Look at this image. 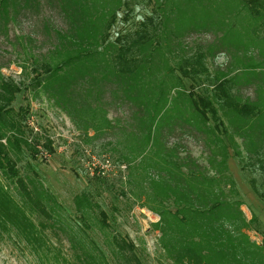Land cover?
<instances>
[{
    "label": "rangeland",
    "instance_id": "374dc122",
    "mask_svg": "<svg viewBox=\"0 0 264 264\" xmlns=\"http://www.w3.org/2000/svg\"><path fill=\"white\" fill-rule=\"evenodd\" d=\"M12 7L5 21L0 17V80L20 87L12 107L28 110L26 139L39 152L33 160L23 147L12 157L21 175L50 193L49 205L61 224L46 222L42 239L47 243L41 248L17 241L14 231H0V264H96L86 255L97 251L78 231V218L111 264L122 262L113 237L132 244L129 252L141 264H175L168 250L184 246L206 252L208 244H216L209 238L224 229L240 239L242 251L251 243L261 246L263 261L255 259L264 264L263 19L250 18L241 0H16ZM111 14L115 19L106 42L95 47L107 59L116 41L132 38L142 22L152 19L158 28V17L163 20L160 51L149 60L152 70L118 84L108 74L88 76L106 65L99 53L50 76L44 89L35 87L45 78L44 65L52 69L63 61L70 25L80 28L79 19L91 17L95 33L103 35L104 18ZM150 46L140 59L148 57ZM169 66L182 78V92L192 90L210 100L222 124L219 131L209 114L208 124L193 123L197 114L179 97L177 85L163 83ZM225 79L232 82L233 100L250 104L254 113L261 109L258 116H236L215 99L212 87ZM116 87L120 90L114 94ZM158 89L166 100L160 105ZM150 97L152 127L148 117L134 118L143 111L138 98ZM47 140L51 153L43 147ZM0 182L18 202L16 190L1 175ZM215 200L223 205L220 216L208 211ZM230 216L235 217L231 223ZM217 264L234 263L222 259Z\"/></svg>",
    "mask_w": 264,
    "mask_h": 264
},
{
    "label": "trees",
    "instance_id": "16d2710c",
    "mask_svg": "<svg viewBox=\"0 0 264 264\" xmlns=\"http://www.w3.org/2000/svg\"><path fill=\"white\" fill-rule=\"evenodd\" d=\"M84 1V0H82ZM245 9L247 10L250 18L260 17L264 22V14H261L260 9H264V0H241ZM69 2V0H68ZM16 4V0H0V17L6 20V16L8 15V9L12 8V6ZM67 7V6H66ZM65 17H68L69 14L67 11L64 12ZM115 19V15L111 14L109 18H104L103 24V35L101 30L95 33L94 27L91 26V17L83 19H79L81 23H84V26L80 28L77 25H70L69 29H72L70 34L67 35L64 39V43L62 45H66L65 47L69 50L64 51L63 61L61 64L55 66V68H50L47 65L42 67L44 72V80L40 77V79L35 81V87L44 89L45 83L47 79L51 76H57L61 71L64 70L67 66L71 65L76 60L81 58L87 59H95L99 53L103 54L104 60L106 61L105 67H101L98 72L96 71H88V76L93 73H99L102 75H111L112 81L115 83H119L123 78H128L130 81H135L138 79V72L140 70H152V64L149 63L151 57L156 52L158 48V53L160 51V47L158 44L157 47V39L159 37V26L163 24V20L158 17V28L154 24L152 19H149L140 24V28L134 32V36L132 38L128 36L122 37L121 41H116L117 47H115L113 54L110 59L105 57L104 52H100L95 50V47L99 44L102 45L106 42V38L109 34V30L112 26V22ZM73 22V19L70 20ZM261 24V22H260ZM102 35L100 40L97 39V35ZM148 45L150 53L147 58H139L141 52H143L144 48ZM151 62V61H150ZM180 68V67H179ZM184 77L187 76L186 70L183 68L179 69ZM169 72L171 74H167L163 83H169L170 85L176 84L179 97H184L190 106L194 109L197 114V118L194 120V124L198 125L200 128L201 125L208 124L209 117L208 114L212 117L213 121V129L215 131H219L220 127H222L221 122L216 117V111L210 100L207 98L195 94L192 90L188 91L186 94L180 90L181 87H184V82L181 77L174 75V70L169 66ZM194 72V70H193ZM173 74V75H172ZM35 79V78H34ZM182 81V82H181ZM231 80H220L213 87V96L216 100L222 103L225 107H227L232 113L239 117H251L252 115L258 116L260 111H257L255 114V108L250 104H239L233 100L230 87ZM32 84V83H31ZM130 86L129 88H131ZM158 88V85H157ZM119 88L113 91L114 94L119 93ZM21 92L20 87L14 84L10 79L0 80V175L2 178L17 192V196L19 201H15L12 198V193L10 190H7L6 186L2 185L0 182V231L11 230L16 233L17 241L25 240L29 245H34L37 248H41L43 245H46V241L42 239L43 230L46 229V222L53 223L54 225L61 224V220L55 218L52 212L53 207L49 205L50 201H53L50 193L43 189L42 187L36 184V181L28 175H21L19 170L17 169V164L15 159L12 157L14 153L20 154L23 152V147L26 151L29 152V155L33 158V160H37V154L39 153L36 150V145L26 139V117L28 115V110L19 107L17 110H14L12 107V103L15 101L16 95ZM133 96V95H131ZM140 102L141 109L136 112V116L134 118L143 119L147 118L150 127L153 126L154 119L148 116L150 109L153 107L154 103L152 98H148L146 101ZM154 99V98H153ZM157 97L155 98V101ZM132 101V100H130ZM164 92L162 89H158V105L160 103H165ZM134 102V101H132ZM136 105H140L134 102ZM258 114V115H257ZM255 116V117H256ZM194 118V117H193ZM135 120V121H136ZM219 121V122H218ZM192 124V123H190ZM32 143V144H31ZM44 149L51 153V143L50 141H46L43 145ZM193 177H196L195 174H190ZM206 180V179H205ZM217 204L209 207V212H216L219 214V209L223 207V205L219 204L218 201L215 200ZM51 206V207H50ZM78 207H81V204L78 203ZM50 208L51 212L48 210ZM230 212L226 211V215ZM176 215L179 214L177 211ZM240 215V212H238ZM102 216V220L100 221L101 225L105 226V219L103 213H100ZM35 217V220H34ZM231 218L235 219L234 216L227 217L226 220L228 222L231 221ZM81 222L78 224V231L82 234H85V240L91 245L93 249L97 251V255H92L87 253V257L89 260H93L96 264H111L112 262L107 260V257L104 256L103 252L96 246L93 240L88 238V235L85 232V223L78 218ZM76 223H79L76 221ZM59 221V222H58ZM159 222V220H158ZM231 223V222H230ZM215 230V229H214ZM216 230V236L212 235L209 239L211 241L216 242V244H211L208 250L203 249L202 251L206 252H197L193 251L188 247L182 246V249H175L170 251H174L172 254L169 250L170 257L174 256L175 264H217V262L225 259L234 264H256V259L258 262H262V253L261 246L256 245L258 249H255L254 244H250V249L248 251H242L241 249V241L240 239L231 238V234L229 230L224 229ZM243 238H247L246 235L242 234ZM248 239V238H247ZM113 244L118 248L119 254L121 255L122 262L118 264H141L139 260L135 257V255L129 252L133 250V245L124 240L123 238H115L113 237ZM206 246V245H205ZM253 248V249H252ZM242 251V253L238 252ZM129 252L130 255H128ZM187 262V263H185ZM117 264V263H116Z\"/></svg>",
    "mask_w": 264,
    "mask_h": 264
}]
</instances>
